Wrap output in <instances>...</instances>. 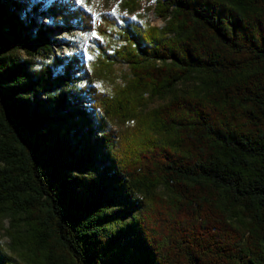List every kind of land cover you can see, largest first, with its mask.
Returning <instances> with one entry per match:
<instances>
[{"label": "trees", "instance_id": "trees-1", "mask_svg": "<svg viewBox=\"0 0 264 264\" xmlns=\"http://www.w3.org/2000/svg\"><path fill=\"white\" fill-rule=\"evenodd\" d=\"M48 2L0 0V264H264V0H157L163 28ZM75 31L93 71L55 53Z\"/></svg>", "mask_w": 264, "mask_h": 264}, {"label": "rangeland", "instance_id": "rangeland-1", "mask_svg": "<svg viewBox=\"0 0 264 264\" xmlns=\"http://www.w3.org/2000/svg\"><path fill=\"white\" fill-rule=\"evenodd\" d=\"M24 3L32 8L37 3H42L44 0H22ZM68 1L76 6L82 7L85 11H88L94 19L100 18L102 14L108 15L111 18H118L123 23L124 19H129L132 23H137L145 27L163 28L165 23L162 18L156 15L157 0H141L138 3V10L132 15L128 12V6L124 3L129 0H49L48 5L53 2ZM40 19V18H37ZM45 23H50V19H42ZM120 29L115 28V36L112 39H106L109 46L113 49L119 48L123 43L121 42ZM55 38L58 40V45L55 46V53L59 56H68L72 53H82L84 63H88L90 70H95V66L91 64L96 61L95 55L98 52V41H104L105 39L99 37L94 32L83 33L75 31L73 34H56ZM94 53V54H93ZM113 51H109L112 54ZM37 61H41L38 58ZM91 65V66H90ZM106 80L98 81L95 86L105 93H113L117 86L124 87L128 81L132 78V70L127 64H114L111 69L106 71ZM149 99V98H147ZM162 104L161 101L152 100L148 101L146 112L151 111L154 108L159 107ZM9 228V222L3 221L0 224V244L6 249H9L10 240L7 237L6 229Z\"/></svg>", "mask_w": 264, "mask_h": 264}]
</instances>
